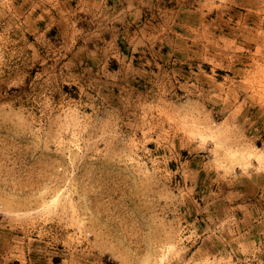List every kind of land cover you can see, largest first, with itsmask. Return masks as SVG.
Returning a JSON list of instances; mask_svg holds the SVG:
<instances>
[{"label": "rangeland", "instance_id": "rangeland-1", "mask_svg": "<svg viewBox=\"0 0 264 264\" xmlns=\"http://www.w3.org/2000/svg\"><path fill=\"white\" fill-rule=\"evenodd\" d=\"M0 264H264V0H0Z\"/></svg>", "mask_w": 264, "mask_h": 264}]
</instances>
